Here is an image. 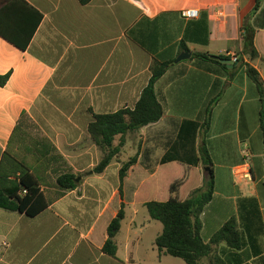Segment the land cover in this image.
<instances>
[{
  "label": "crops",
  "instance_id": "crops-1",
  "mask_svg": "<svg viewBox=\"0 0 264 264\" xmlns=\"http://www.w3.org/2000/svg\"><path fill=\"white\" fill-rule=\"evenodd\" d=\"M256 4L0 0L3 32L24 43L38 25L26 50L0 36V76L10 74L0 87V166L14 181L24 165L48 204L36 216L0 209V264H186L159 253L155 242L163 225L151 219L145 203L160 193L159 173L178 167L162 160L172 153L177 161L196 162L202 143L215 180L213 198L200 215L201 236L212 244L202 264H264V0L257 12ZM187 10L198 17L184 18ZM247 21L255 31L252 49L243 41ZM184 52L191 58L176 64ZM226 53L239 63L230 68L211 58L231 60ZM155 60L171 64L155 85L162 119L127 134L121 153L95 173L104 153L91 139L90 124L96 115L133 109ZM247 66L258 72L263 95ZM135 156L137 164L121 182L123 163ZM248 156L245 178L236 170ZM209 173L195 165L197 184L188 194ZM64 174L75 176L77 188L60 191L56 182ZM122 207L113 257L103 246ZM232 219L240 246L212 243Z\"/></svg>",
  "mask_w": 264,
  "mask_h": 264
},
{
  "label": "trees",
  "instance_id": "trees-1",
  "mask_svg": "<svg viewBox=\"0 0 264 264\" xmlns=\"http://www.w3.org/2000/svg\"><path fill=\"white\" fill-rule=\"evenodd\" d=\"M90 1L79 0L82 5H86ZM262 1L257 0L255 12L260 9ZM39 17L41 18V15ZM37 26L36 24L24 43H20L16 38H13L2 30H0V36L19 49L26 50ZM243 30L245 48L252 49L255 31L253 30L252 32L250 30L248 21L245 23ZM185 49L188 50L187 47ZM194 56L209 59V56L205 54L194 53ZM253 56H256L254 50ZM170 65V63L153 61L150 67L151 79L133 109L126 108L112 114L95 116V121L89 126V134L92 141L104 153L101 162L94 170L95 173H102L114 158L121 153L127 134L156 124L162 119L164 110L157 98L155 85ZM247 74L263 95V83L258 72L251 66H247ZM9 77L10 74L0 76V87H4L7 84ZM211 111L212 106L207 112L209 118L206 126L204 125L205 128H208L210 124ZM261 129L264 136V115L261 117ZM117 136H121L122 139L117 146H114V140ZM199 153L200 155L196 158V162L192 163L177 161L178 159L173 157L172 153L166 156L162 160L163 163L178 162V167L171 173L166 172L165 174L162 172L159 175L160 193L157 199H152L151 195V198L145 203L151 219L159 221L163 225V232L155 242L159 253L179 258L186 264H202L203 260L212 253V244L206 243L201 236L202 224L200 222V215L213 198L215 190V180L212 170L213 163L204 143H202ZM198 163H202L204 167L210 168V173L204 178L201 187L195 188L188 194L189 190L197 184L195 165ZM136 164V156L123 163L120 170L121 182H123L129 170ZM11 176L10 173L5 172L1 164L0 209L36 216L47 208L48 204L39 189V184L24 165H21L20 174L14 178V181H10L9 177ZM56 185L62 193L77 188L75 176L72 174L61 175L57 179ZM19 194L23 195L20 196ZM124 216L122 207L117 217L110 223L107 229V239L103 250L113 257L117 254L115 237L120 231ZM222 241H226L236 248L240 246L234 219L227 222L215 234L212 243L216 244Z\"/></svg>",
  "mask_w": 264,
  "mask_h": 264
},
{
  "label": "built area",
  "instance_id": "built-area-1",
  "mask_svg": "<svg viewBox=\"0 0 264 264\" xmlns=\"http://www.w3.org/2000/svg\"><path fill=\"white\" fill-rule=\"evenodd\" d=\"M199 15L198 11L195 10H187L184 12L183 17L186 19H194L197 18ZM225 57H230L233 63H238L239 59L237 55L232 53H226ZM237 175L244 176L245 178L249 177L250 174V167L248 162L246 161L242 166H240L236 170Z\"/></svg>",
  "mask_w": 264,
  "mask_h": 264
},
{
  "label": "water",
  "instance_id": "water-1",
  "mask_svg": "<svg viewBox=\"0 0 264 264\" xmlns=\"http://www.w3.org/2000/svg\"><path fill=\"white\" fill-rule=\"evenodd\" d=\"M189 58H191V53H189V52H184V53H182V54L178 57V59L175 61V63H176V64H177V63H180V62H182V61L188 60ZM211 58L214 59V60H218V61H220L221 63L225 64L227 67H230V68L234 67L233 62H232V60H230V59L222 58V57H220V56H212ZM206 170L209 171L210 168H206ZM78 180H79V179H78ZM76 181H77V180H76Z\"/></svg>",
  "mask_w": 264,
  "mask_h": 264
},
{
  "label": "rangeland",
  "instance_id": "rangeland-1",
  "mask_svg": "<svg viewBox=\"0 0 264 264\" xmlns=\"http://www.w3.org/2000/svg\"><path fill=\"white\" fill-rule=\"evenodd\" d=\"M139 131H140V130H136V131L131 132V133L139 134ZM135 144H136V143H135ZM129 154H130V150H127V151L125 152V154H124V158L127 159L128 157H130L131 155H129ZM247 160H248L249 162L251 161L250 156L247 157L246 161H247ZM136 171L138 172V170H136ZM161 174H162V172L159 173V175H161ZM158 188H159V187H158ZM145 211H146V210H145Z\"/></svg>",
  "mask_w": 264,
  "mask_h": 264
}]
</instances>
